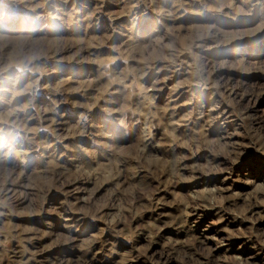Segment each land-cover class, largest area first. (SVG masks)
Listing matches in <instances>:
<instances>
[{
    "label": "rangeland",
    "instance_id": "1",
    "mask_svg": "<svg viewBox=\"0 0 264 264\" xmlns=\"http://www.w3.org/2000/svg\"><path fill=\"white\" fill-rule=\"evenodd\" d=\"M0 264H264V0H0Z\"/></svg>",
    "mask_w": 264,
    "mask_h": 264
},
{
    "label": "bare ground",
    "instance_id": "2",
    "mask_svg": "<svg viewBox=\"0 0 264 264\" xmlns=\"http://www.w3.org/2000/svg\"><path fill=\"white\" fill-rule=\"evenodd\" d=\"M79 182V181H78ZM82 185V184H81ZM194 205V204H193ZM189 216V215H188ZM148 252V251H147ZM93 260V259H92Z\"/></svg>",
    "mask_w": 264,
    "mask_h": 264
}]
</instances>
